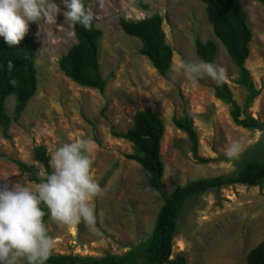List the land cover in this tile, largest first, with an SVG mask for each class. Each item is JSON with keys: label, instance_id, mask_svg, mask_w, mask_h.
Instances as JSON below:
<instances>
[{"label": "rangeland", "instance_id": "obj_1", "mask_svg": "<svg viewBox=\"0 0 264 264\" xmlns=\"http://www.w3.org/2000/svg\"><path fill=\"white\" fill-rule=\"evenodd\" d=\"M88 11L103 31L99 61L107 79L103 92L84 88L67 78L59 59L77 42L73 25L66 21L61 0L55 21L30 22L25 37L39 43L36 58L38 90L20 119L10 126V138L0 129V186L14 182L37 184L22 174L13 159L43 167L34 160V148L44 145L49 154L60 144L77 138L90 142L91 174L103 189L95 198L96 225L90 230L82 222L71 226L50 218L46 222L52 240L51 253L101 258L107 253L119 256L151 236L157 214L163 205L159 195L147 187V173L125 157L133 145L117 138L126 132L134 114L151 108L165 125L161 142L164 162L163 183L168 192L189 182L237 172L249 161L264 162V130L237 126L231 106L215 96L218 86L207 75L189 80L172 70L177 63L200 62L195 40L213 39L218 53L213 64L225 69L224 81L233 99L243 109L247 91L235 81L238 68L224 46L216 39L208 21L205 4L199 0H86ZM248 15L253 37L246 61L258 97L245 110L250 117L264 122V5L240 0ZM160 14L167 43L173 48L170 69L159 75L141 55V42L124 33L120 18L139 20ZM16 98L6 100L13 115ZM187 112L198 136V154L193 157L187 135L177 129L174 118ZM243 117V116H242ZM236 142V158L225 155ZM264 239V187L240 184L209 190L192 197L178 219L171 260L183 256L188 264H246L247 254ZM173 264V263H168Z\"/></svg>", "mask_w": 264, "mask_h": 264}, {"label": "trees", "instance_id": "obj_2", "mask_svg": "<svg viewBox=\"0 0 264 264\" xmlns=\"http://www.w3.org/2000/svg\"><path fill=\"white\" fill-rule=\"evenodd\" d=\"M199 1L205 4L206 15L216 39L224 46L232 63L239 70V77L235 82L247 91L243 109L233 99V94L225 81L215 87L216 98L231 106L230 115L237 126L264 130V122L245 113L260 91L256 88L246 67L253 33L241 1ZM253 1L264 5V0ZM85 7L88 10L86 0ZM163 21L160 14H153L139 20L126 18L119 20L124 33L141 42V55L150 61L161 76L167 74L173 57V48L166 41ZM73 33L77 42L60 57V70L79 86L103 92L107 86V79L101 73L99 61L103 31L92 20V27L89 30L77 24L73 26ZM194 43L201 61L212 63L215 61L218 53V43L215 40L209 39L203 42L196 39ZM39 46L40 43L33 37L24 36L15 46H9L0 37V129L4 138H10L11 124L20 119L37 93L38 78L35 62ZM9 62L12 64L11 69L8 66ZM11 95L16 98L12 116L8 114L6 108V100ZM173 123L177 129L187 135L194 159L200 163L207 162V158L198 154V136L193 127L191 115L185 112L182 117L174 118ZM164 132L163 120L151 108L137 111L133 116L131 128L126 132L112 131L115 137L125 139L133 145V153L126 154L125 157L137 162L144 169L148 175L147 187L154 190L163 201L151 236L139 245L132 246L122 256L107 253L97 258L73 254L56 255L50 252L46 264H139V260H144L143 264H188L183 256H177L174 260L170 259L178 219L188 200L209 190H219L233 184L264 187V162L253 160L245 163L235 173L198 179L183 186L178 185L168 192L162 180L165 166L161 156V142ZM34 160L43 167V173L51 171L48 164L49 152L44 145L34 148ZM12 161L22 174L27 175L29 181L38 184L37 174L42 172L37 166L28 165L16 159ZM44 210L46 223L49 217L47 209ZM48 235L50 236L49 232ZM246 264H264V239L249 251Z\"/></svg>", "mask_w": 264, "mask_h": 264}, {"label": "clouds", "instance_id": "obj_3", "mask_svg": "<svg viewBox=\"0 0 264 264\" xmlns=\"http://www.w3.org/2000/svg\"><path fill=\"white\" fill-rule=\"evenodd\" d=\"M63 15L71 25L89 30L92 14L85 0H61ZM59 7L55 0H0V37L9 46L18 45L30 22L55 21ZM9 69L12 64L9 62ZM172 70L189 80L207 75L219 86L225 69L212 62L177 63ZM240 145L230 144L225 155L238 157ZM90 142L81 137L65 142L49 154L50 172L38 173V184L14 182L0 186V264H46L52 249L44 217L67 226L83 223L95 229V198L103 189L91 174ZM43 205V207H42Z\"/></svg>", "mask_w": 264, "mask_h": 264}, {"label": "water", "instance_id": "obj_4", "mask_svg": "<svg viewBox=\"0 0 264 264\" xmlns=\"http://www.w3.org/2000/svg\"><path fill=\"white\" fill-rule=\"evenodd\" d=\"M144 263V260H139V264H143Z\"/></svg>", "mask_w": 264, "mask_h": 264}]
</instances>
